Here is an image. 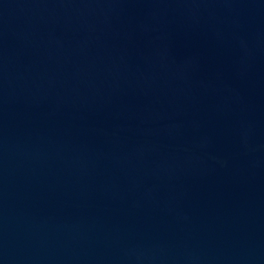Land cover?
I'll list each match as a JSON object with an SVG mask.
<instances>
[{
	"label": "water",
	"instance_id": "water-1",
	"mask_svg": "<svg viewBox=\"0 0 264 264\" xmlns=\"http://www.w3.org/2000/svg\"><path fill=\"white\" fill-rule=\"evenodd\" d=\"M0 264H264V0H0Z\"/></svg>",
	"mask_w": 264,
	"mask_h": 264
}]
</instances>
